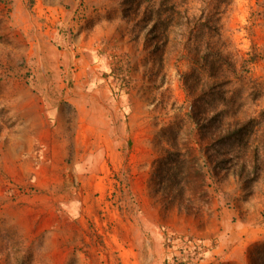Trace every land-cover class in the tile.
Instances as JSON below:
<instances>
[{
    "label": "rangeland",
    "instance_id": "obj_1",
    "mask_svg": "<svg viewBox=\"0 0 264 264\" xmlns=\"http://www.w3.org/2000/svg\"><path fill=\"white\" fill-rule=\"evenodd\" d=\"M171 130L201 163L199 213L156 193ZM261 249L264 0H0V264Z\"/></svg>",
    "mask_w": 264,
    "mask_h": 264
},
{
    "label": "trees",
    "instance_id": "obj_2",
    "mask_svg": "<svg viewBox=\"0 0 264 264\" xmlns=\"http://www.w3.org/2000/svg\"><path fill=\"white\" fill-rule=\"evenodd\" d=\"M218 83L224 84V82H213L208 89L201 90L196 99L193 98V107L197 110V116L198 113H203L201 109L205 106L204 97L209 91L218 88ZM173 135V130L165 134L171 149L166 150L155 167L153 173L155 190L166 209L178 208L199 213L202 203L205 202L200 192L202 186L200 181L204 179L202 166L193 154L191 144L179 145ZM252 264H264L263 249L254 254Z\"/></svg>",
    "mask_w": 264,
    "mask_h": 264
}]
</instances>
